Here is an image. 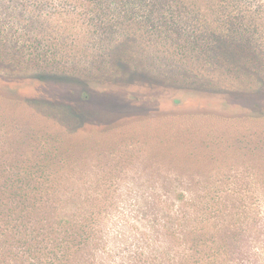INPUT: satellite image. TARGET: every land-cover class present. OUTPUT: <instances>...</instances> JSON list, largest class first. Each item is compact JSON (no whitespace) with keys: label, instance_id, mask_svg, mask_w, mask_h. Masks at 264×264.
I'll list each match as a JSON object with an SVG mask.
<instances>
[{"label":"rangeland","instance_id":"rangeland-1","mask_svg":"<svg viewBox=\"0 0 264 264\" xmlns=\"http://www.w3.org/2000/svg\"><path fill=\"white\" fill-rule=\"evenodd\" d=\"M260 5L247 29L211 33L199 28V12L170 17V28L139 30L119 26L124 21L115 13L109 17L114 27L98 29L95 18L69 1L0 0L1 120L85 142L91 164L119 163L127 181L117 194L162 192L159 181L149 180L156 174L232 181L259 175L264 0H250L251 8ZM213 37L226 47L201 41ZM254 147L255 155L248 151ZM179 159L199 168L176 164ZM171 188L188 190L179 180ZM117 204L128 209L130 201Z\"/></svg>","mask_w":264,"mask_h":264},{"label":"trees","instance_id":"trees-1","mask_svg":"<svg viewBox=\"0 0 264 264\" xmlns=\"http://www.w3.org/2000/svg\"><path fill=\"white\" fill-rule=\"evenodd\" d=\"M65 1L95 18L98 29L114 27L109 17L116 14L125 22L119 26L139 30L170 28V17L199 12V28L237 32L263 11L250 0ZM130 16L146 22L132 23ZM201 41L221 48L227 42ZM58 137L7 127L0 115V264H264L263 157L254 164L263 173L252 178L156 174L149 180L159 181L162 192L131 196L116 193L127 181L119 163L102 158L91 164L85 142ZM255 148L248 151L255 155ZM175 163L199 168L191 160ZM177 180L188 190L172 191ZM126 200L128 209H118Z\"/></svg>","mask_w":264,"mask_h":264}]
</instances>
